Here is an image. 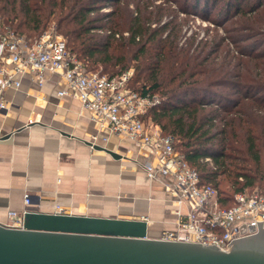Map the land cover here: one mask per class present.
Segmentation results:
<instances>
[{
  "label": "trees",
  "instance_id": "obj_1",
  "mask_svg": "<svg viewBox=\"0 0 264 264\" xmlns=\"http://www.w3.org/2000/svg\"><path fill=\"white\" fill-rule=\"evenodd\" d=\"M103 1L0 0V19L28 39L53 22L86 71L112 76L133 62L129 88L161 98L146 118L175 139L176 150L197 171L200 182L217 191L220 206H230L237 192L264 187V175L249 167L251 160L260 163L264 135V0H175L187 14L216 24L220 15L225 21L240 16V23L228 32H245L241 41L251 40L247 46L253 48L243 51L246 61L230 63L213 62L218 59L216 47L203 52V45L211 44L207 39L198 41L195 49L179 46L174 24L167 33L169 22L151 28L159 17L130 18L127 12L120 25H101L114 15L98 14ZM229 38L235 43L240 37ZM226 183L229 188H224Z\"/></svg>",
  "mask_w": 264,
  "mask_h": 264
},
{
  "label": "built area",
  "instance_id": "obj_2",
  "mask_svg": "<svg viewBox=\"0 0 264 264\" xmlns=\"http://www.w3.org/2000/svg\"><path fill=\"white\" fill-rule=\"evenodd\" d=\"M131 78L132 69L112 76L86 71L53 25L28 39L0 19V114L8 108V91L19 90L24 80L39 90L52 84L59 99L78 101L96 124L90 146L106 143L112 136L128 142L146 158L142 167L147 179L160 183L174 201L175 229L162 231L155 239L226 252L232 240L257 233L256 222L262 221L264 229V191L244 189L234 194L230 206H220L217 191L200 182L197 171L176 150L175 139L146 118L159 103L157 96L130 89ZM30 200L24 194V205ZM24 212L8 211L3 226L21 229Z\"/></svg>",
  "mask_w": 264,
  "mask_h": 264
},
{
  "label": "crops",
  "instance_id": "obj_3",
  "mask_svg": "<svg viewBox=\"0 0 264 264\" xmlns=\"http://www.w3.org/2000/svg\"><path fill=\"white\" fill-rule=\"evenodd\" d=\"M6 99L0 114L1 225L8 211L30 210L145 220L153 239L175 229V203L160 183L147 179L146 158L113 136L98 141L101 149L91 147L96 124L78 101L59 99L52 84L39 90L27 80Z\"/></svg>",
  "mask_w": 264,
  "mask_h": 264
},
{
  "label": "water",
  "instance_id": "obj_4",
  "mask_svg": "<svg viewBox=\"0 0 264 264\" xmlns=\"http://www.w3.org/2000/svg\"><path fill=\"white\" fill-rule=\"evenodd\" d=\"M256 224L257 233L232 240L223 252L148 238L145 220L27 210L21 229L0 224V264H264V229Z\"/></svg>",
  "mask_w": 264,
  "mask_h": 264
},
{
  "label": "rangeland",
  "instance_id": "obj_5",
  "mask_svg": "<svg viewBox=\"0 0 264 264\" xmlns=\"http://www.w3.org/2000/svg\"><path fill=\"white\" fill-rule=\"evenodd\" d=\"M182 1V0H181ZM178 3L175 0H121L119 3L109 2V1H103L101 6L102 9L99 11L98 14L104 15L108 12H113V17L110 18V20H102L99 22V24L104 25V23L111 24L118 23L119 25L123 21L124 16L127 15V12H129L128 17L133 18L136 14H142L144 18L153 17L154 19H157V17L161 18L160 22L152 23L151 28H159L164 23L169 22L168 28L166 33L168 32L169 28L174 25H176L177 34L179 39V46H191L192 49H195V47L198 45V41H202V44L206 39L208 40L210 45H203V52L207 53L210 51L211 47H216L215 56L218 57L217 60H213V62H220L224 59L225 62L230 63L237 62L238 60L246 61L247 58L244 56L243 53L244 50H251L252 48H248L250 46H247L248 43H251V40L249 42L241 41L243 39V36H246L247 34L245 32L237 33V32H228V29H231L233 25L236 23H240L239 20H242L240 16H237L236 18L230 19L229 21H225V17L220 15V17H217L215 19H219L221 25L218 23H214L212 21L204 20L197 16L196 14L189 13L187 14L182 10L180 7V3ZM264 7V6H263ZM216 12H213L210 17H215ZM95 15V14H93ZM222 17V18H221ZM222 19V20H221ZM113 22V23H112ZM53 22H51L48 27L52 26ZM47 27V28H48ZM240 38H235V43L230 40L229 36ZM214 43V44H212ZM201 46L198 47L200 49ZM242 50L243 54H240L237 49ZM196 49V50H198ZM260 50H263V48H260ZM214 55H212L214 57ZM232 58H235V60H232ZM239 62V61H238ZM134 64L133 62L129 64L128 69H132V78L134 75ZM107 74V73H104ZM159 101L161 100L159 95H156ZM262 148H261V155H260V163L259 165H255L253 160L250 161L249 167L251 168V171L257 173L259 176L264 175V135L262 136ZM176 143V142H175ZM251 159V157L249 156ZM226 181H224L225 183ZM224 188H229L228 184H223ZM258 187V186H256ZM257 189V188H256ZM258 191H264V187L257 189Z\"/></svg>",
  "mask_w": 264,
  "mask_h": 264
}]
</instances>
